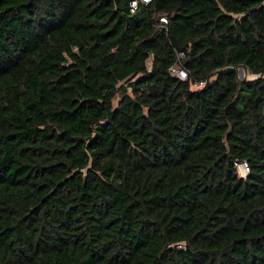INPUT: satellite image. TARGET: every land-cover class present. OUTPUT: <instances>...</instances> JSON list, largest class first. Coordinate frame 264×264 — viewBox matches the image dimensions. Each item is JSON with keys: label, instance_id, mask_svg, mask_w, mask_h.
<instances>
[{"label": "trees", "instance_id": "obj_1", "mask_svg": "<svg viewBox=\"0 0 264 264\" xmlns=\"http://www.w3.org/2000/svg\"><path fill=\"white\" fill-rule=\"evenodd\" d=\"M130 1L0 0V264H264V0Z\"/></svg>", "mask_w": 264, "mask_h": 264}, {"label": "built area", "instance_id": "obj_2", "mask_svg": "<svg viewBox=\"0 0 264 264\" xmlns=\"http://www.w3.org/2000/svg\"><path fill=\"white\" fill-rule=\"evenodd\" d=\"M102 1H105V0H102ZM151 2H152V0H131L129 3V11H130V13H134L139 6H147ZM159 22L161 25L167 24V20L165 19V17H161L159 19ZM181 57H182V54L178 56L177 65L170 68V74L174 77L181 79V80H185L187 78L186 72L184 71V69L179 64V58H181ZM237 168L239 169V171L243 172V175H240L242 177L246 176L248 171H249L246 163L238 164Z\"/></svg>", "mask_w": 264, "mask_h": 264}, {"label": "rangeland", "instance_id": "obj_3", "mask_svg": "<svg viewBox=\"0 0 264 264\" xmlns=\"http://www.w3.org/2000/svg\"><path fill=\"white\" fill-rule=\"evenodd\" d=\"M239 74L242 76V80H252V79L255 78L254 75L250 74L246 69H244L242 67L237 69V79L238 80H240L239 79ZM193 88L197 89V88H199V86L198 85H194ZM237 175L238 176L239 175H243V172H241V171H239V169H237Z\"/></svg>", "mask_w": 264, "mask_h": 264}, {"label": "water", "instance_id": "obj_4", "mask_svg": "<svg viewBox=\"0 0 264 264\" xmlns=\"http://www.w3.org/2000/svg\"><path fill=\"white\" fill-rule=\"evenodd\" d=\"M239 79L242 80V76L239 74Z\"/></svg>", "mask_w": 264, "mask_h": 264}]
</instances>
